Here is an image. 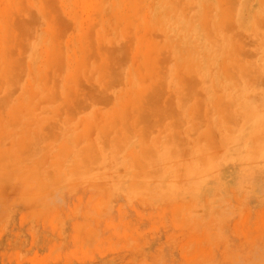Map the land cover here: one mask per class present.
<instances>
[{
	"label": "rangeland",
	"instance_id": "1",
	"mask_svg": "<svg viewBox=\"0 0 264 264\" xmlns=\"http://www.w3.org/2000/svg\"><path fill=\"white\" fill-rule=\"evenodd\" d=\"M0 264H264V0H0Z\"/></svg>",
	"mask_w": 264,
	"mask_h": 264
}]
</instances>
